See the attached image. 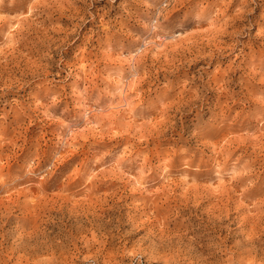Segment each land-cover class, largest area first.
I'll use <instances>...</instances> for the list:
<instances>
[{"label": "rangeland", "instance_id": "1", "mask_svg": "<svg viewBox=\"0 0 264 264\" xmlns=\"http://www.w3.org/2000/svg\"><path fill=\"white\" fill-rule=\"evenodd\" d=\"M263 200L264 0H0V264H264Z\"/></svg>", "mask_w": 264, "mask_h": 264}, {"label": "bare ground", "instance_id": "2", "mask_svg": "<svg viewBox=\"0 0 264 264\" xmlns=\"http://www.w3.org/2000/svg\"><path fill=\"white\" fill-rule=\"evenodd\" d=\"M116 176H118V175H116ZM248 176V175H247ZM245 177V176H244ZM240 179V178H239ZM247 178H245V180H246ZM242 179H240V180H238V181H241ZM243 181H244V179H243ZM243 181L241 182L242 184H243ZM116 182V181H115ZM114 182V183H115ZM117 182H118V180H117ZM237 182V181H236ZM232 183V182H231ZM234 184V183H233ZM237 184V183H236ZM111 185V184H110ZM113 185V184H112ZM114 185H116V183L114 184ZM239 184H237V186H238ZM241 185H239V187H240ZM219 187V186H218ZM235 187V186H234ZM140 188V187H139ZM138 188V189H139ZM193 188V187H192ZM221 187H219V189H220ZM223 188V187H222ZM227 188V187H226ZM237 188V187H236ZM257 188V187H256ZM188 189V188H187ZM231 189H232V187H231ZM258 189V188H257ZM257 189L255 190V191H257ZM135 190H136V188H135ZM190 190V189H189ZM193 190V189H192ZM196 190V189H195ZM201 190V189H200ZM230 190V189H229ZM133 191H134V189H133ZM142 191V190H141ZM140 191V192H141ZM188 191V190H187ZM219 190H217V192H218ZM232 191V190H231ZM92 193H93V191H91ZM90 192V193H91ZM135 192V191H134ZM139 192V193H140ZM144 192V191H143ZM185 192V191H184ZM210 192V191H209ZM216 192V193H217ZM222 192V191H221ZM235 192V191H234ZM250 192V191H249ZM91 193V194H92ZM117 193V192H116ZM116 193H115V195H116ZM136 193V192H135ZM145 193V192H144ZM159 193V192H158ZM197 193V192H196ZM219 193H220V191H219ZM228 193V192H227ZM230 193V192H229ZM245 193H246V191H245ZM251 193H252V191H251ZM133 194V193H132ZM138 194V193H137ZM137 194H136V196H137ZM195 194V193H194ZM199 194V193H198ZM223 194H224V192H223ZM243 194V193H242ZM241 194V195H242ZM247 195H250V194H248V193H246ZM120 195V194H119ZM131 195V194H130ZM143 195V194H142ZM157 195H159V194H157ZM169 195V194H168ZM171 195V194H170ZM169 195V196H170ZM184 195V194H183ZM195 195H197V194H195ZM221 195V194H220ZM234 195V194H233ZM232 195V196H233ZM244 195V194H243ZM114 196V195H113ZM123 196V195H122ZM121 195H120V197H122ZM129 196V195H128ZM141 196V195H140ZM145 196V195H144ZM147 196H148V194L146 195V198H147ZM151 196V195H150ZM177 196V195H176ZM191 196V195H190ZM198 196H201V194L200 195H198ZM106 197V196H105ZM112 197V196H111ZM110 197V198H111ZM117 197H118V195H117ZM120 197H118V199L120 198ZM126 197V196H125ZM130 197V196H129ZM154 197V196H153ZM195 197V196H194ZM206 197V196H205ZM204 197V198H205ZM211 197H213V196H211ZM219 197H221V196H219ZM222 197H224V195H222ZM226 197V196H225ZM116 198V197H115ZM124 198V197H123ZM122 198V199H123ZM175 198V197H174ZM185 198H187V197H185ZM200 198V197H199ZM202 198H203V196H202ZM202 198H201V200H202ZM232 198V197H231ZM243 198H244V196H243ZM135 199H137V198H135ZM134 199V200H135ZM141 199V198H140ZM182 199H184V198H182ZM194 199H197V198H194ZM209 199V198H208ZM212 199V198H211ZM218 199V198H217ZM222 200H223V198H221ZM104 200L106 201L107 199H105L104 198ZM126 200V199H125ZM148 200V199H147ZM151 200V199H150ZM172 200V199H171ZM177 200V199H176ZM185 200V203H186V199H184ZM197 200H199V199H197ZM200 200V201H201ZM214 199H212V201H213ZM220 200V199H219ZM226 200V199H225ZM91 201V200H90ZM99 202H101L100 200H98ZM108 201V200H107ZM106 201V203H110L111 205H109V207H111V206H113V204H115V202L114 201H109V202H107ZM116 202H117V200H115ZM192 201V200H191ZM203 201V200H202ZM209 202H210V200H208ZM211 201V204L212 203H214V202H212ZM230 201V200H229ZM232 201V200H231ZM262 201V200H261ZM264 201V200H263ZM99 202H95V203H99ZM119 202V201H118ZM126 202V201H125ZM142 202H143V200H142ZM151 202H153V201H151ZM180 202H181V200H180ZM189 202V201H188ZM193 202H195V200L194 201H192V203ZM209 202H207V204H210ZM217 202H220V201H217ZM216 202V203H217ZM260 202V201H259ZM258 202V203H259ZM69 203V202H68ZM85 203H87V202H85ZM85 203L83 202V204L85 205ZM89 203H91V202H89ZM88 203V204H89ZM105 203V202H104ZM105 203V204H106ZM197 203V202H196ZM198 203H199V201H198ZM223 203V202H222ZM226 203H228V201L226 202ZM91 204H93V203H91ZM143 204H146V203H143ZM177 204V203H176ZM182 204V203H181ZM215 204V203H214ZM214 204H213V206H214ZM254 204V203H253ZM261 204V203H260ZM67 205V204H66ZM65 205V206H66ZM77 205V204H76ZM75 205V206H76ZM94 205V204H93ZM100 205V204H99ZM116 205V204H115ZM138 204H136V206H137ZM188 205V204H187ZM193 205H195V204H193ZM198 205V204H197ZM224 205V204H223ZM223 205H220V206H223ZM227 205H229V204H227ZM227 205H225V207H227ZM231 205V204H230ZM239 205V204H238ZM255 205L257 206V204L255 203ZM262 205H264V203H262ZM86 206V205H85ZM92 206V205H91ZM118 206V205H117ZM135 206V207H136ZM145 206V205H144ZM149 206V205H148ZM163 206V205H162ZM176 206V205H175ZM180 206V205H179ZM189 206H192V205H189ZM200 206V205H199ZM207 206V205H206ZM219 206V205H218ZM259 206V205H258ZM84 207V206H83ZM108 207V209H102L101 207V211L99 212L97 209H96V207L95 208H89V209H87V210H83L82 212H80L79 214H78V216H77V220H80V224H81V222L83 221V220H85V222H88L90 225H91V230L93 231V232H98L100 235H99V238H101V239H103V241H104V238H106V237H108L109 236V234H110V232H112L111 231V229H112V226L114 225V224H117L118 222L117 221H119V222H121L120 223V225L124 228V227H129L131 224L130 223H127V221L125 222V221H123V220H121L122 219V213L123 212H119V214H116V215H114V213H113V210L112 209H110ZM151 207V206H150ZM194 207V206H193ZM208 207V206H207ZM214 207H216V206H214ZM224 207V206H223ZM237 207V206H236ZM239 207H241V206H239ZM238 207V208H239ZM245 207H247V206H245ZM244 207V208H245ZM251 208H252V206H250ZM250 207H248V208H250ZM263 207V206H262ZM112 208V207H111ZM116 208V207H115ZM156 208V207H155ZM186 209H187V206L185 207ZM201 208V207H200ZM213 208V207H212ZM211 208V209H212ZM217 208V207H216ZM242 208H243V206H242ZM243 208V209H244ZM255 208H257V207H255ZM259 208V207H258ZM63 209V208H62ZM78 209V208H77ZM114 209V208H113ZM136 209V208H135ZM143 209V208H142ZM146 209V208H145ZM150 209V208H149ZM177 209H179V207L177 208ZM183 210H184V208H182ZM185 209V210H186ZM207 209V208H206ZM220 209H224V208H220ZM228 209V207L226 208V211H228L227 210ZM233 209H235L234 207H233ZM247 209V208H246ZM253 209V208H252ZM261 209V208H260ZM263 209V208H262ZM69 210V209H68ZM68 210H67V212H68ZM71 210H72V208H71ZM75 210V209H74ZM198 210V209H197ZM219 210V209H218ZM230 210H231V208H230ZM242 210V209H241ZM256 210V209H255ZM73 211V210H72ZM152 211H153V209H152ZM155 211V210H154ZM189 211H191V210H189ZM201 211V210H200ZM213 211V210H212ZM222 211V210H221ZM225 211V212H226ZM235 211V210H234ZM240 211V210H239ZM249 211H251L250 209H249ZM253 211V210H252ZM63 212V213H62ZM67 212L66 211H60V214L62 213V216L66 219L68 216H70V218L68 217L67 219H71V218H74V217H71L72 215H68L67 216ZM71 212V211H70ZM69 212V213H70ZM74 212V211H73ZM77 212V211H76ZM144 212H146L145 210H144ZM144 212H142V213H144ZM151 212V211H150ZM158 212H160V211H158ZM183 212V211H182ZM199 212V211H198ZM208 212V211H207ZM220 212V211H219ZM224 212V211H223ZM224 212V213H225ZM229 212H231V211H229ZM228 212V213H229ZM257 213V215H258V210L256 211ZM262 212H264V209H263V211ZM149 213V212H148ZM157 213V212H156ZM201 213H202V211H201ZM232 213V212H231ZM244 213V212H243ZM249 213V212H248ZM260 213V212H259ZM71 214H73V213H71ZM141 214V213H140ZM151 214V213H150ZM149 214V215H150ZM158 214V213H157ZM161 214V213H160ZM208 214V213H207ZM206 214V215H207ZM210 214V213H209ZM211 214H213L214 216H212V217H210V218H212L213 220V223L215 222V224H219L218 226H217V228H220L221 227V223H223V222H227V221H225L226 220V218H228L229 217V214L226 216V218H225V216H223L222 214L223 213H218V214H215L214 212L213 213H211ZM226 214V213H225ZM239 214H241V213H239ZM246 214V213H245ZM251 213H249V215H250ZM262 214V213H261ZM77 215V214H76ZM133 215H135V214H133ZM144 215V214H143ZM231 215V214H230ZM252 215V214H251ZM140 216V215H139ZM146 216V215H145ZM233 216V215H232ZM256 216V215H255ZM263 216V215H262ZM80 217V218H79ZM123 217H125V216H123ZM132 217H135V216H132ZM158 217H159V214H158ZM206 217V216H205ZM207 217H209V215L207 216ZM248 217L249 216H247V219H248ZM258 217H260L261 218V216H258ZM160 218V217H159ZM158 218V219H159ZM165 218V217H164ZM201 218H202V220H204L205 218H203L202 216H201ZM251 218V217H250ZM255 218V217H254ZM253 217H252V219H254ZM75 219V218H74ZM135 219V218H134ZM200 219V218H199ZM229 219V218H228ZM231 219V218H230ZM229 219V220H230ZM257 219V218H256ZM259 219V218H258ZM263 219V218H262ZM76 220V219H75ZM117 220V221H116ZM131 220V219H130ZM141 221L143 220L142 218L140 219ZM161 220V219H160ZM159 220V221H160ZM207 220V219H206ZM210 220V219H209ZM233 220V219H232ZM238 220V219H237ZM242 220H245V219H242ZM249 220V219H248ZM248 220H246V221H248ZM68 221V220H67ZM144 221V220H143ZM211 221V220H210ZM252 221V220H251ZM259 221H260V219H259ZM71 222V221H70ZM73 223H74V221H72ZM135 222V221H134ZM148 222V221H147ZM146 222V223H147ZM155 222H158V220L157 221H155ZM203 222V221H202ZM232 222V221H231ZM241 222V221H240ZM255 222V221H254ZM258 222V221H257ZM144 224H145V222H143ZM166 223V222H165ZM249 223V222H248ZM253 222H251V224H252ZM260 223V222H259ZM70 223H68V225H69ZM141 224V223H140ZM149 224V223H148ZM160 224V223H159ZM168 224V223H167ZM204 224V223H203ZM206 224H207V222H206ZM209 224V223H208ZM245 224V223H244ZM255 224V223H254ZM72 225V224H71ZM75 224H73V226H74ZM79 225V224H78ZM247 225L248 224H246V225H243L244 227H247ZM250 225V224H249ZM253 225V224H252ZM67 226V225H66ZM82 226V225H81ZM85 226V225H84ZM115 226V225H114ZM148 226V225H147ZM166 226V225H165ZM213 226V225H212ZM224 226H226V225H224ZM253 226H256V224L255 225H253ZM69 227V226H68ZM78 227V226H77ZM77 227H74V228H76L77 229ZM87 227H89V229H90V226L88 225ZM133 227V226H132ZM176 227V226H175ZM231 227V226H230ZM252 227V226H251ZM250 227V228H251ZM83 228V227H82ZM117 228H119V226H117ZM136 228H139L138 226H137V224H136V227H133V229L131 230V231H134ZM144 228H147V227H144ZM161 228V227H160ZM160 228H158V229H160ZM222 228V227H221ZM258 228V227H257ZM152 228H149V230H148V232H147V234L145 233V235L141 238V241L142 240H145V241H150V246L153 248V249H157V248H159V247H162V246H164L165 245V243H166V240H164V239H162V237H161V235H160V238L161 239H158V237L152 232V230H151ZM215 229V228H214ZM241 229V228H240ZM259 229H260V227H259ZM75 230V229H74ZM83 230V229H82ZM145 230V229H144ZM147 230V229H146ZM229 230V229H228ZM255 229H253V231H254ZM81 231V230H80ZM79 231V232H80ZM139 231H142L141 229L139 230ZM138 231V232H139ZM155 231H156V229H155ZM158 231V230H157ZM156 231V232H157ZM161 231V230H160ZM159 231V232H160ZM231 231V230H230ZM235 231V230H234ZM248 231H250V230H248ZM263 231V230H262ZM78 232V233H79ZM127 232V231H126ZM146 232V231H145ZM155 232V233H156ZM163 232V231H162ZM215 232H217V231H215ZM223 232H225V230L223 231L222 230V233ZM245 232H247V231H244V233ZM256 232V231H255ZM181 233H183V232H181ZM189 233V232H188ZM209 233V232H208ZM234 233V232H233ZM242 233V232H241ZM261 234H264L263 232H260ZM84 234H86V233H84ZM119 234V233H118ZM161 234V233H160ZM180 234V233H179ZM178 233H177V236L179 235ZM240 234V233H239ZM258 234H259V232H258ZM159 235V234H158ZM165 235H166V233H165ZM174 235V234H173ZM172 235V236H173ZM234 235V234H233ZM235 235H236V233H235ZM84 236V235H83ZM162 236H163V234H162ZM175 236H176V234H175ZM195 236V235H194ZM204 236H206V234L204 235ZM237 236V235H236ZM240 236H241V234H240ZM258 236V235H257ZM85 237V236H84ZM91 237H93V236H91ZM115 237V236H114ZM170 237V236H169ZM201 237V236H200ZM261 237V236H260ZM89 238H90V236H89ZM93 238H95V237H93ZM99 238H95V239H99ZM165 238V237H164ZM168 238V237H167ZM173 238H174V236H173ZM172 238V239H173ZM185 238V237H184ZM224 238H227V237H224ZM264 238V237H263ZM37 239H39V238H37ZM86 239V238H85ZM112 239V238H111ZM180 239V238H179ZM178 239V240H179ZM191 239V238H190ZM194 239H195V237H194ZM223 239V238H222ZM235 239V238H234ZM260 238L259 237H256V235H255V233L253 232H250V233H248L247 232V234H246V237L244 238V240L242 241V246H244L245 248H246V252L247 251H250V250H252V248L253 249H255V248H259V246H263V245H260L261 243H259V241H261V240H259ZM54 240V239H53ZM86 240H88V239H86ZM100 240V239H99ZM170 240V239H169ZM184 240V239H183ZM182 240V241H183ZM264 240V239H263ZM67 241V240H66ZM97 241V240H96ZM96 241H95V243H96ZM102 241V242H103ZM111 241V240H110ZM115 241V240H114ZM175 241H177V240H175ZM89 242V241H88ZM168 242V241H167ZM172 242H174V241H172ZM178 242V241H177ZM198 242V241H197ZM200 242V241H199ZM225 242V241H224ZM237 242V241H236ZM91 243V242H90ZM94 243V241H93V244H95ZM170 243V242H169ZM169 243H167V244H169ZM206 243V242H205ZM226 243V242H225ZM238 243H240L239 241H238ZM92 244V245H93ZM105 244V243H104ZM114 244H115V242L113 243V245L112 246H114ZM166 244V245H167ZM172 244V243H171ZM170 244V245H171ZM186 244H187V242H186ZM201 244V243H200ZM236 244V243H235ZM241 244V243H240ZM239 244V245H240ZM98 245V244H97ZM99 245H100V242H99ZM125 245V244H124ZM175 245V244H174ZM176 245H178V244H176ZM237 245V244H236ZM235 245V246H236ZM87 246H88V244H87ZM86 246V247H87ZM102 246V245H101ZM110 246V245H109ZM183 246V245H182ZM201 246V245H200ZM90 247H94V246H90ZM140 247V246H139ZM148 247V246H147ZM165 247V246H164ZM168 247V246H167ZM180 247V246H179ZM106 248H108L107 246H106ZM111 248V247H110ZM170 248V247H169ZM191 248H195L194 247V244H191ZM201 248V247H200ZM203 248V247H202ZM204 248H206L207 249V247H204ZM235 248V247H234ZM100 249V248H99ZM105 249V248H104ZM119 249V248H118ZM151 249V248H150ZM183 249V248H182ZM261 249H263V248H261ZM158 250V249H157ZM168 250V249H167ZM175 249H173V251H174ZM191 250V249H190ZM196 250V249H195ZM204 250V249H203ZM202 250V251H203ZM234 250H236V249H234ZM238 251H239V248L237 249ZM243 250V249H242ZM264 250V249H263ZM103 251V250H102ZM124 251V250H123ZM126 251V250H125ZM133 251V250H132ZM143 251H145V250H143ZM149 251V250H148ZM155 251V250H154ZM172 251V250H171ZM178 251V250H177ZM193 251H194V249H193ZM200 251V250H199ZM201 251V252H202ZM245 251V250H244ZM254 251V250H253ZM134 252H136V251H134ZM133 252V253H134ZM138 252H140V251H138ZM147 252V251H146ZM150 252H152V251H150ZM156 252V251H155ZM168 252V251H167ZM205 252V251H204ZM255 252H256V250H255ZM259 252H261V251H259ZM258 252V253H259ZM101 252H99V254H100ZM144 253V252H143ZM149 253V252H148ZM181 253V252H180ZM187 253H191L190 251L189 252H187ZM236 253V252H235ZM243 253V252H242ZM105 254V253H104ZM108 254H110V253H108ZM139 254V253H138ZM151 254V255H150ZM149 255H150V258H148V259H154V258H156V256L157 255H155V254H153V253H150ZM160 254V253H159ZM175 254H179V253H175ZM185 254V253H184ZM208 254V253H207ZM239 254V253H238ZM241 254V253H240ZM239 254V255H240ZM245 254H247V253H245ZM260 254V253H259ZM103 255V254H102ZM169 255V254H168ZM171 255V254H170ZM172 255H174V254H172ZM180 255V254H179ZM182 255V254H181ZM191 255V254H190ZM193 255H194V253H193ZM199 255H200V257L202 258V259H204L205 257V254H203V253H199ZM198 255V256H199ZM261 255H263V254H261ZM107 256V255H106ZM109 256H111V255H109ZM113 256H115V255H113ZM122 256H124V255H122ZM165 256V255H164ZM207 256V255H206ZM242 256V255H241ZM256 256V255H255ZM103 257V256H102ZM159 257H162V256H159ZM169 257V256H168ZM186 257V256H185ZM193 257V256H192ZM211 257V256H210ZM210 257H208V259L210 258ZM243 257V256H242ZM245 257V256H244ZM257 257V256H256ZM177 258V257H176ZM189 258V257H188ZM188 258L186 259V260H188ZM233 258H235V257H233ZM237 258V257H236ZM239 258V257H238ZM107 259H108V256H107ZM111 259V258H110ZM130 259V258H129ZM147 259V260H148ZM169 260H171V258H168ZM197 259H198V257H197ZM206 259V258H205ZM208 259H206V260H208ZM244 259H246V258H244ZM253 259V258H252ZM104 260H106V259H104ZM138 260H140V259H138ZM155 260V259H154ZM185 260V259H184ZM238 261H239V259H237ZM107 261H110V260H107ZM107 261H105V262H107ZM119 261V260H118ZM166 261V263H164V264H167V261L168 260H165ZM242 261V260H241ZM169 262L170 261H168V264H169ZM201 262H202V260H201ZM244 262H245V260H244ZM247 262V261H246ZM251 262H252V260H251ZM255 262V261H254ZM191 264H194V260H192L191 259V262H190ZM205 263V262H204ZM204 263H201V264H204ZM208 263V262H207ZM242 263V262H241ZM248 263H250V261H248ZM184 264H188V263H184ZM243 264V263H242ZM250 264H252V263H250Z\"/></svg>", "mask_w": 264, "mask_h": 264}]
</instances>
